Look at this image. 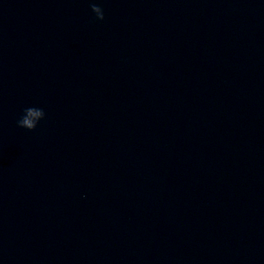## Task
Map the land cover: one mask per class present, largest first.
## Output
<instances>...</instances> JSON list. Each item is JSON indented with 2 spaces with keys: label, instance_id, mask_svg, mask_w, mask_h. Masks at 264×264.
<instances>
[{
  "label": "clouds",
  "instance_id": "clouds-1",
  "mask_svg": "<svg viewBox=\"0 0 264 264\" xmlns=\"http://www.w3.org/2000/svg\"><path fill=\"white\" fill-rule=\"evenodd\" d=\"M91 11L95 14L97 20H104V10L95 2L90 5ZM43 115V119L45 117V112L41 108L36 107H27L23 110V114L20 119L17 121V126L20 128L27 129L29 131H33L36 129L38 123L34 121L33 117Z\"/></svg>",
  "mask_w": 264,
  "mask_h": 264
}]
</instances>
